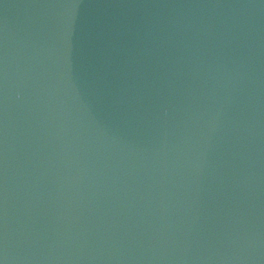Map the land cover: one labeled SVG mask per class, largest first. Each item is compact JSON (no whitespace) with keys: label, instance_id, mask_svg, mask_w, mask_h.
<instances>
[{"label":"water","instance_id":"1","mask_svg":"<svg viewBox=\"0 0 264 264\" xmlns=\"http://www.w3.org/2000/svg\"><path fill=\"white\" fill-rule=\"evenodd\" d=\"M0 264H264V0H0Z\"/></svg>","mask_w":264,"mask_h":264}]
</instances>
